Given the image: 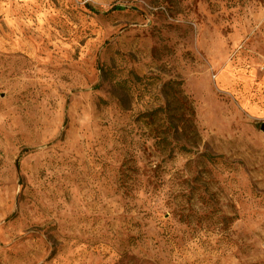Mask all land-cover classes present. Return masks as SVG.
Segmentation results:
<instances>
[{
  "label": "rangeland",
  "instance_id": "rangeland-1",
  "mask_svg": "<svg viewBox=\"0 0 264 264\" xmlns=\"http://www.w3.org/2000/svg\"><path fill=\"white\" fill-rule=\"evenodd\" d=\"M0 264H264V0H0Z\"/></svg>",
  "mask_w": 264,
  "mask_h": 264
},
{
  "label": "trees",
  "instance_id": "trees-1",
  "mask_svg": "<svg viewBox=\"0 0 264 264\" xmlns=\"http://www.w3.org/2000/svg\"><path fill=\"white\" fill-rule=\"evenodd\" d=\"M180 84H181L180 81H176V82L168 81L163 84L162 92L165 95H168L170 90H173V89L176 90V87L179 86ZM185 107L187 108V110H189V113L191 114V116H193L194 111H193L192 106H190V104L189 105L187 104ZM157 111H163V108H157L153 111V113H156ZM169 135L173 136L174 138L175 137L180 138V139L183 138L184 143H179V144L177 143L174 145L180 150H186V144H190L194 146V144L197 143L196 136H198V133L196 131L195 125H170L162 129L161 131L162 138H167V136Z\"/></svg>",
  "mask_w": 264,
  "mask_h": 264
},
{
  "label": "water",
  "instance_id": "water-1",
  "mask_svg": "<svg viewBox=\"0 0 264 264\" xmlns=\"http://www.w3.org/2000/svg\"><path fill=\"white\" fill-rule=\"evenodd\" d=\"M263 128V127H262Z\"/></svg>",
  "mask_w": 264,
  "mask_h": 264
}]
</instances>
